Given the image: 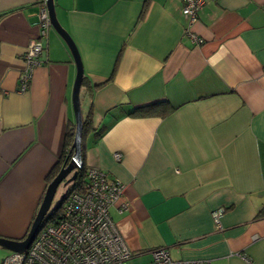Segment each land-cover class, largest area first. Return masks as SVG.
<instances>
[{
    "label": "crops",
    "instance_id": "obj_1",
    "mask_svg": "<svg viewBox=\"0 0 264 264\" xmlns=\"http://www.w3.org/2000/svg\"><path fill=\"white\" fill-rule=\"evenodd\" d=\"M43 3L0 0V230L11 239L25 236L74 124L76 66L52 27L19 90ZM54 5L93 124L81 160L127 185L128 209L110 215L132 257L148 263L164 247L172 259L264 264V0H208L193 24L182 0ZM159 101L173 108L162 118L128 115Z\"/></svg>",
    "mask_w": 264,
    "mask_h": 264
},
{
    "label": "built area",
    "instance_id": "obj_2",
    "mask_svg": "<svg viewBox=\"0 0 264 264\" xmlns=\"http://www.w3.org/2000/svg\"><path fill=\"white\" fill-rule=\"evenodd\" d=\"M208 0H182L181 12L193 24L198 12ZM38 37L30 40L23 59L25 69L19 76V90L25 91L32 72L40 64L39 55L44 46L42 38L51 27L45 3L38 13ZM121 160L119 152L114 153ZM85 185L81 192L69 194L60 218L53 225L41 227L28 248L11 252L0 264H127L133 250L126 242L110 215L117 206L121 212L128 209L127 185L109 177L97 167H87ZM223 208L211 212L218 224ZM145 264H208L201 259H172L164 247L151 250V260Z\"/></svg>",
    "mask_w": 264,
    "mask_h": 264
},
{
    "label": "water",
    "instance_id": "obj_3",
    "mask_svg": "<svg viewBox=\"0 0 264 264\" xmlns=\"http://www.w3.org/2000/svg\"><path fill=\"white\" fill-rule=\"evenodd\" d=\"M44 3L49 16L51 27L59 34V36L66 44L76 66V77L72 91V106L74 112L75 125L74 137L71 146L72 155L70 160L68 162L65 161L63 163L57 174L47 184L42 200L25 236L22 239H11L0 236V248L8 251L9 253L23 252L28 248L29 244L31 243L37 232L40 223L42 222V220L47 215L50 209L51 202L57 187L63 181L64 185H67L69 182L74 180L77 175V169L81 166L82 162L81 131L83 120L80 106V88L83 79L82 62L76 44L74 43L69 33L62 27V25L57 19L54 0H44Z\"/></svg>",
    "mask_w": 264,
    "mask_h": 264
},
{
    "label": "trees",
    "instance_id": "obj_4",
    "mask_svg": "<svg viewBox=\"0 0 264 264\" xmlns=\"http://www.w3.org/2000/svg\"><path fill=\"white\" fill-rule=\"evenodd\" d=\"M165 102L166 101H159L156 103L145 104V105L135 107L133 109V111L130 112L128 115L138 116V117L156 116V117L162 118V117L168 115L170 113V111L173 109L172 106L168 105ZM157 107H159V109ZM82 123H83V125H82V131H81V140L83 139L85 134H87L91 129L93 130V124L91 121V114L90 113H89L88 117L86 118V120H83ZM74 131H75L74 124L69 125L67 130H66L65 136H64L63 149H62L61 155L59 156V159H58L57 163L55 164L53 172L50 175L49 179H52L57 174V172L59 171V169L61 168V166L63 165V163L65 161L68 162L70 160L71 155H72L71 146H72V142H73ZM86 168L87 167L85 166L84 161H82L81 166L77 169V175H76L75 179L67 184V185H70L68 191H66L65 193L62 194L59 203L51 211V213H49L48 215H46L44 217V219L40 223L37 231L43 226H46L49 224L53 225L54 223H56V221L61 216L63 206H64V202H65L67 196L73 192H81L84 189V185L86 182V180H85ZM256 215L258 217L264 215V208H260L257 211Z\"/></svg>",
    "mask_w": 264,
    "mask_h": 264
},
{
    "label": "rangeland",
    "instance_id": "obj_5",
    "mask_svg": "<svg viewBox=\"0 0 264 264\" xmlns=\"http://www.w3.org/2000/svg\"><path fill=\"white\" fill-rule=\"evenodd\" d=\"M69 187H70V185H66V186L64 185V181L61 184H59V186L57 187L55 194L53 196L51 206H50V209H49L47 215L49 213H51V211L57 206V204L59 203V201L61 199L62 194L65 193L66 191H68ZM112 216L115 219L118 218L114 213H112ZM30 224H31V222H30ZM0 233H1L0 235L2 237L6 236V232L1 231ZM6 254H7V251L0 248V262ZM134 255H135L134 257H132L131 259H129L127 261V264H145L147 259H148L146 257V255H136L135 252H134Z\"/></svg>",
    "mask_w": 264,
    "mask_h": 264
},
{
    "label": "flooded vegetation",
    "instance_id": "obj_6",
    "mask_svg": "<svg viewBox=\"0 0 264 264\" xmlns=\"http://www.w3.org/2000/svg\"><path fill=\"white\" fill-rule=\"evenodd\" d=\"M70 176V175H69Z\"/></svg>",
    "mask_w": 264,
    "mask_h": 264
}]
</instances>
